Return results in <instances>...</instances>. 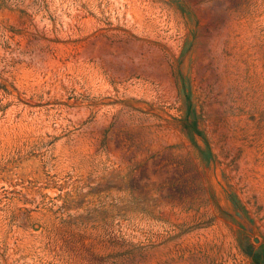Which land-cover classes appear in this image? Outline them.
<instances>
[{
	"label": "rangeland",
	"instance_id": "374dc122",
	"mask_svg": "<svg viewBox=\"0 0 264 264\" xmlns=\"http://www.w3.org/2000/svg\"><path fill=\"white\" fill-rule=\"evenodd\" d=\"M0 264H264V0H0Z\"/></svg>",
	"mask_w": 264,
	"mask_h": 264
}]
</instances>
